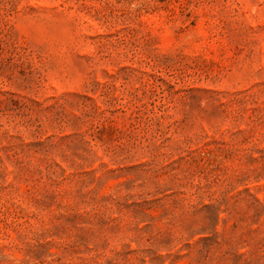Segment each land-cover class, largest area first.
Listing matches in <instances>:
<instances>
[{"label":"rangeland","instance_id":"1","mask_svg":"<svg viewBox=\"0 0 264 264\" xmlns=\"http://www.w3.org/2000/svg\"><path fill=\"white\" fill-rule=\"evenodd\" d=\"M0 264H264V0H0Z\"/></svg>","mask_w":264,"mask_h":264}]
</instances>
